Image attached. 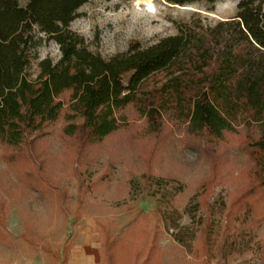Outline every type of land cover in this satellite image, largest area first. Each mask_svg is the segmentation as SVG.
<instances>
[{"label": "rangeland", "instance_id": "obj_1", "mask_svg": "<svg viewBox=\"0 0 264 264\" xmlns=\"http://www.w3.org/2000/svg\"><path fill=\"white\" fill-rule=\"evenodd\" d=\"M239 1L92 0L70 29L110 59L133 42L177 35L193 16L206 25L230 19ZM39 56L57 63L61 52L49 41ZM124 115L126 127L90 147L69 143L63 120L22 157L0 144V264H264V198L246 202L254 163L244 147L254 130L194 137L166 116L152 133L133 108ZM147 174L164 181L147 183ZM239 213L245 238L233 250L221 234Z\"/></svg>", "mask_w": 264, "mask_h": 264}, {"label": "trees", "instance_id": "obj_2", "mask_svg": "<svg viewBox=\"0 0 264 264\" xmlns=\"http://www.w3.org/2000/svg\"><path fill=\"white\" fill-rule=\"evenodd\" d=\"M91 1L0 0V144L22 157L38 135L63 120L69 143L94 146L126 127L130 108L152 133L166 116L194 137L215 140L240 126L252 128L244 147L254 163L246 202L256 194L264 198V0H240L234 17L214 25L193 16L177 25V35L148 47L133 42L110 59L70 29ZM163 1L185 7L219 0ZM49 41L59 46L57 63L39 56ZM231 216L221 235L237 250L245 238L236 226L242 218ZM108 245L117 251L111 238Z\"/></svg>", "mask_w": 264, "mask_h": 264}, {"label": "bare ground", "instance_id": "obj_3", "mask_svg": "<svg viewBox=\"0 0 264 264\" xmlns=\"http://www.w3.org/2000/svg\"><path fill=\"white\" fill-rule=\"evenodd\" d=\"M148 3V2H147ZM149 4V3H148Z\"/></svg>", "mask_w": 264, "mask_h": 264}]
</instances>
